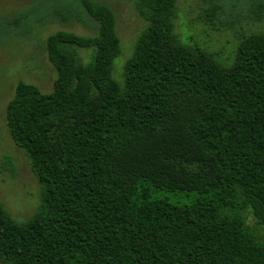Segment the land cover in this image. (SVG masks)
Listing matches in <instances>:
<instances>
[{
    "label": "trees",
    "instance_id": "obj_1",
    "mask_svg": "<svg viewBox=\"0 0 264 264\" xmlns=\"http://www.w3.org/2000/svg\"><path fill=\"white\" fill-rule=\"evenodd\" d=\"M177 2L135 1L145 27L121 82L107 5L35 0L0 19V37L48 22L96 28L48 36L52 90L19 81L6 105L40 200L26 221L0 201L1 264H264L247 223L264 236V33L243 36L225 66L177 36ZM225 8L264 23V0H210L204 22Z\"/></svg>",
    "mask_w": 264,
    "mask_h": 264
},
{
    "label": "rangeland",
    "instance_id": "obj_2",
    "mask_svg": "<svg viewBox=\"0 0 264 264\" xmlns=\"http://www.w3.org/2000/svg\"><path fill=\"white\" fill-rule=\"evenodd\" d=\"M34 1L0 0V19L12 18L14 13L21 12ZM97 1L110 7L115 15L121 55L114 61L112 77L121 82L124 62L132 54L135 41L145 23L137 15L136 0ZM209 5L210 0H178L175 33L184 44L189 43L191 38L193 45L217 54L218 62L228 66L241 38L264 33V23H253L245 15L236 18L225 8L218 16L219 21H214V26L207 25L204 18ZM57 31L72 32L83 37L96 34L94 26L48 22L35 25L29 37H0V201L18 221H26L35 213L39 206L40 188L30 170L27 157L10 138L5 124V108L19 81L35 85L43 93L52 90L56 72L47 58L44 42ZM79 56L86 61L89 51L82 49ZM247 223L263 239L260 228L251 219Z\"/></svg>",
    "mask_w": 264,
    "mask_h": 264
}]
</instances>
